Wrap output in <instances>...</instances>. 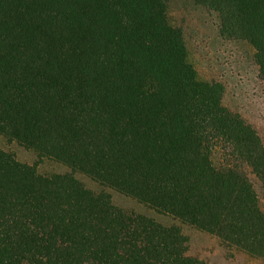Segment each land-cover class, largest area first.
Here are the masks:
<instances>
[{"label": "trees", "instance_id": "trees-1", "mask_svg": "<svg viewBox=\"0 0 264 264\" xmlns=\"http://www.w3.org/2000/svg\"><path fill=\"white\" fill-rule=\"evenodd\" d=\"M172 1L264 87V0H0V264H205L184 228L264 260L263 139Z\"/></svg>", "mask_w": 264, "mask_h": 264}, {"label": "rangeland", "instance_id": "rangeland-1", "mask_svg": "<svg viewBox=\"0 0 264 264\" xmlns=\"http://www.w3.org/2000/svg\"><path fill=\"white\" fill-rule=\"evenodd\" d=\"M170 12L172 19L185 28L189 59L200 79L221 82L226 87L225 106L240 114L258 131L264 142V87L258 80L250 47L221 39L205 17L192 6L172 1ZM13 151L22 162L34 160L31 154L23 150L15 148ZM43 171L55 169L44 167ZM256 190L264 211V191L258 183ZM184 233L189 239L188 255L205 264H264L262 259L224 247L211 235L188 228H184Z\"/></svg>", "mask_w": 264, "mask_h": 264}]
</instances>
